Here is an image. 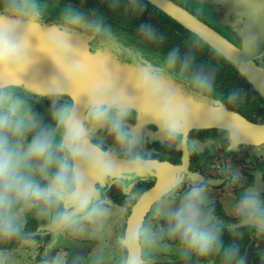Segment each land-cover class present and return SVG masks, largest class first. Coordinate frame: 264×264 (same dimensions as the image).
<instances>
[{"label": "flooded vegetation", "instance_id": "af4514ba", "mask_svg": "<svg viewBox=\"0 0 264 264\" xmlns=\"http://www.w3.org/2000/svg\"><path fill=\"white\" fill-rule=\"evenodd\" d=\"M210 26L219 39L235 43L237 32L231 23L241 21L239 15L217 0H171ZM42 5V24L58 26L69 10L84 17L87 25L100 26V33L91 27L80 28L77 34L88 41L85 52L107 53L112 70L121 85L132 91L131 73L141 66L152 65L163 69L167 53H179L177 67L166 71V78L186 96H197L191 86L196 73L202 72L214 79V91L209 101H222L226 108L241 118L233 124L243 137L235 146L228 130L218 124L197 121V113L183 146L162 143L155 125L133 111L127 123L139 130V150L144 159L153 161L151 171L134 181L112 183L99 188L106 201L107 214L102 226L85 223L83 231L57 228L54 225L55 208L42 202L26 206L24 201L14 205L21 230L11 239H0V252L8 254L4 264H120L124 255L118 240L129 223L150 224L156 241L145 249L148 264H226L223 249L220 254L201 258L195 254L181 257L179 237L168 233L170 213L193 181L205 185L207 203L203 216L220 229L223 248L237 249V258L244 264H264V232L254 224L246 223L235 213L240 198L246 192L258 194L264 202V51L249 57V64L240 65L227 51L216 47L212 36L197 33L175 14L155 0H39ZM10 16L7 0H0V17ZM141 26H155V38L149 39ZM85 46V44H82ZM81 45V46H82ZM86 47V46H85ZM106 47V48H105ZM190 61L187 72L180 73V63ZM13 95L22 99L32 119L31 131L23 137L25 145L38 131L54 133L59 142L61 132L52 113L62 104H72L84 115L85 97L80 90H70L56 99L47 90L37 89L21 82L12 85ZM239 92L235 104H228L227 96ZM11 139L16 137L11 136ZM91 140L115 158L125 159L106 127L91 132ZM196 141L194 148L192 142ZM62 155V153H58ZM54 168L37 175L42 187L49 182ZM182 176L174 202L161 198L173 177ZM160 207L162 212L157 214ZM235 264V261H233Z\"/></svg>", "mask_w": 264, "mask_h": 264}, {"label": "clouds", "instance_id": "9594fccd", "mask_svg": "<svg viewBox=\"0 0 264 264\" xmlns=\"http://www.w3.org/2000/svg\"><path fill=\"white\" fill-rule=\"evenodd\" d=\"M7 7L11 15L0 17V239L19 234L21 226L13 209L21 200L26 206L42 202L55 208L57 228L83 231L85 223L102 226L107 208L97 185L102 188L143 178L154 163L144 159L139 150L133 151L140 145L139 130L127 123L133 111L155 125L161 142L168 146L185 144L197 113H203L210 124L228 130L233 146L243 139L224 103L208 100L214 91L213 77L202 72L193 76L191 86L197 96H186L166 78L165 72L177 67L176 49L167 53L163 69L152 65L135 68L129 91L112 70L107 53L98 52L89 58L75 39L80 28L91 27L94 33H100L99 25H87L82 15L69 10L58 26L44 28L39 0H7ZM141 31L147 38H155L151 27L141 26ZM41 32L43 35L37 38ZM255 40V34L248 30L243 36L245 54L254 50ZM38 56L53 69L45 78L53 103L78 89L85 97L86 112L81 115L75 105H60L52 113L61 132L59 142L54 141V133L42 129L25 145L23 137L31 131L32 119L25 102L13 95L12 85L31 77ZM189 68L186 58L180 63V73ZM240 95L237 91L228 94V104H235ZM103 127L124 150L125 159L118 161L111 150L92 142L91 132ZM9 133L16 139H11ZM192 145L195 148L197 142ZM52 168L49 182L42 187L37 175ZM182 181V176L173 177L161 198L174 202ZM206 203L205 185L193 181L179 206L170 213L167 230L171 237H179V255L205 258L223 249L226 264H244L242 258H237V249L223 248L220 229L203 216ZM156 212L160 214L162 209L158 207ZM235 213L264 232V202L258 194H243ZM155 241L150 224L130 222L118 240L124 252L120 264H148L145 249ZM7 258L6 252H0V264Z\"/></svg>", "mask_w": 264, "mask_h": 264}, {"label": "water", "instance_id": "95a60500", "mask_svg": "<svg viewBox=\"0 0 264 264\" xmlns=\"http://www.w3.org/2000/svg\"><path fill=\"white\" fill-rule=\"evenodd\" d=\"M158 4H160L163 8L168 9L172 14H175L181 21L185 22V24L194 29L197 33L205 35L207 38L212 36V42L221 50L227 51L230 54V57L236 60L240 65L249 64V57L255 52L264 51V0H217L223 2L224 5L228 6L231 10L234 11V15L241 16L240 20L235 23H231L235 31L237 32L236 42H229L227 39L224 41L219 39L215 34V32L211 29L210 26L205 25L202 21H200L197 17L188 13L187 10L177 5L171 0H155ZM8 17L7 15H4ZM257 16L259 18L257 19ZM44 28H48L55 25H46L42 24ZM248 30H251L256 37L254 50L251 54H245L243 47V36L246 34ZM43 33H38L37 38L41 37ZM80 45L83 43L85 46L82 47L85 49H89L88 41L84 36L78 35L75 37ZM106 48V47H105ZM86 55L91 58L96 56L92 52H85ZM103 53V52H101ZM109 56V55H108ZM38 66L36 70L33 72L31 77L26 80H20L17 82H21L23 84L29 85L30 87L37 89H46V77L47 75L53 71L51 65L48 63L46 59L41 56H38ZM78 90V89H74ZM198 95V94H197ZM210 100V98H208ZM226 107V106H225ZM228 112L231 113L232 122H235L241 118L237 113L228 109ZM203 115V113H200ZM197 121L207 122L204 115L202 118H198ZM209 123V122H207Z\"/></svg>", "mask_w": 264, "mask_h": 264}, {"label": "trees", "instance_id": "16d2710c", "mask_svg": "<svg viewBox=\"0 0 264 264\" xmlns=\"http://www.w3.org/2000/svg\"><path fill=\"white\" fill-rule=\"evenodd\" d=\"M149 27H151V28H152L153 32H157V29H156V27H155V26H149Z\"/></svg>", "mask_w": 264, "mask_h": 264}]
</instances>
